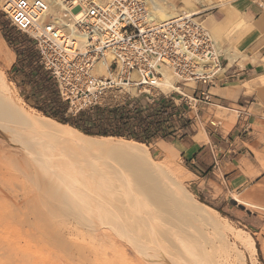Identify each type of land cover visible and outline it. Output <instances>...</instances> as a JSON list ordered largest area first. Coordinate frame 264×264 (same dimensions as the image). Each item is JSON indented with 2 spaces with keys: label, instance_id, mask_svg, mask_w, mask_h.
<instances>
[{
  "label": "bare ground",
  "instance_id": "6f19581e",
  "mask_svg": "<svg viewBox=\"0 0 264 264\" xmlns=\"http://www.w3.org/2000/svg\"><path fill=\"white\" fill-rule=\"evenodd\" d=\"M160 1L167 4L169 0ZM168 6L175 12L174 4L170 3ZM155 10L158 12L157 15L154 13L159 21L172 17V14L168 15L167 10L162 7ZM243 26L245 23L239 21L237 28ZM216 43L223 55L232 58L231 50L230 53L222 50L220 44ZM2 47L7 48L6 51L8 50L10 55L6 56ZM14 59L15 54L8 49L5 40L0 36V63L3 65L0 67V144L14 148L15 152H8L14 160L22 153L26 160L35 165L40 188L46 197L51 198L53 207L74 213L84 221L98 219L108 222V230L103 229L102 237L107 241L112 238L114 231V234H120L123 240L134 248L129 260L133 264H220V261L214 258L208 260L211 254L208 250L202 252L207 255L206 261L202 262L200 253H193L186 242H178L182 239L177 234L180 225L200 230L205 228L206 235L218 236L222 248L224 246L230 250L242 262L245 257L239 251L240 247L243 252L249 254L251 260H257V248L253 238L242 230L233 231L228 224L224 225L223 221L226 219L216 210L193 202L189 191L182 192L176 188V180L165 175L163 178L150 162L149 152L144 145L134 141L125 142L124 139L89 137L70 126L62 125L43 115H36L35 110L26 109L3 74V69L10 68ZM97 71L107 78L110 76L106 66H98ZM189 85L194 87L193 83ZM158 88L161 90L158 93L162 94L178 90L170 76H167L164 82L151 86L150 90L143 93L153 95V91ZM72 105L76 110L80 107L77 101ZM233 124L235 120L228 125ZM18 138L27 141L23 142ZM196 138L198 141L202 139L200 136ZM50 145L57 146L59 154L62 151L68 152L69 155L77 152L79 161L63 162L59 158L56 159L55 151ZM111 156L141 160L152 172L149 175L136 171L123 174L122 171L113 170L107 162ZM164 173L168 176L170 174L165 171ZM236 201L247 207H255L239 198H236ZM171 216L178 217V222L172 220ZM227 232L230 234L226 235ZM229 235L233 238V243L229 241Z\"/></svg>",
  "mask_w": 264,
  "mask_h": 264
},
{
  "label": "rangeland",
  "instance_id": "374dc122",
  "mask_svg": "<svg viewBox=\"0 0 264 264\" xmlns=\"http://www.w3.org/2000/svg\"><path fill=\"white\" fill-rule=\"evenodd\" d=\"M1 1L2 0H0V3ZM232 1L234 0H169L166 4L160 0H146V2L153 7L152 11L155 12L156 15L158 12L155 8L158 9L159 7L166 9V13L168 15L172 14V16L179 12L181 8L191 13H196V18L203 24L213 40L218 42L223 48L234 50L238 61H240L243 57V48L242 41H239L238 38L244 30L236 32L234 26L227 23L225 17L229 7L223 6L224 4L232 3ZM154 2L156 4H154ZM169 2L176 6L175 12L169 9ZM216 6L219 7V9H215ZM216 19L223 20V22L221 24H216L214 22ZM0 25H3L4 34L11 33L14 36L18 34L32 41L33 48L37 52L34 41L27 35L18 33L14 28L10 27L1 13ZM3 33L0 31V36L2 38ZM5 43L8 49L16 56V53L6 40ZM2 49L6 56L10 55L7 52L8 50L6 51L7 48L5 49V47H2ZM2 66L3 65L0 63V67ZM9 69L10 68H4L3 74L8 83L15 89L16 96L22 101L26 109L31 111L35 110L36 115H43L26 102V96H23V94L26 93L24 87L19 88L17 86L19 78L15 76V74H12ZM187 87H192V85L188 84L186 88ZM159 91L161 90L158 88L155 92L153 91V94L155 95ZM134 93L135 91L131 92L133 98L130 101L133 105H136V107L145 110L146 107L150 105L151 101L147 99V95H138ZM185 93L188 94L187 92ZM168 94L169 93L165 95ZM174 96L180 99L177 95ZM189 96H192V94ZM160 97L162 98L163 95L160 94ZM124 103L126 104V102ZM183 108L186 110L188 109L186 106H183ZM205 108H208V110L205 111L207 112L208 122L215 121L216 123H221L223 127L227 129L231 121H236V113L226 111L220 106H205ZM203 113L204 111L198 109V116L201 117ZM69 114H77L75 106L71 107L70 105ZM192 116L196 119L195 113ZM185 124L188 127L187 135L200 136L203 139L199 140L202 142L201 144H206L208 142V130L202 119L198 124L186 119L177 121L171 120L167 123V127L170 128L173 127V125L181 127ZM180 135L181 133H179V136ZM185 137L187 136L185 135ZM195 140L199 142L197 138ZM20 141L25 142L27 140L20 139ZM123 141L129 142L132 140L124 139ZM142 145L147 148L150 162L163 178H165L163 176L165 175L168 178L176 180L178 184L176 188L180 189L182 192L189 191L192 194L193 202L196 201L216 210L222 218L226 219V221H223V224H228V227L233 231L242 230L249 234L255 241L257 260H251L250 256L248 257L249 254L243 252V249H240V247L239 251L242 252L245 257V261L242 262V260L230 250L224 248V246L222 248L217 238L218 236L215 234L206 235L205 228L200 230L194 229L193 227L187 228L179 224L181 230L179 229L177 234L181 236L182 239L178 240V242H186L187 244H185L191 247L193 253H200L202 262H205L207 259L206 253L202 252H207L208 250L211 253L208 256V260L214 258L219 260L220 264H264V206L259 202L256 194L250 193V195L248 193L246 196V194L238 195L236 192L229 193L223 186L212 181H200L201 193L197 194L195 188L189 185V181L193 180L194 177L189 173L188 164L184 152L179 146L177 137L173 136L168 140L156 138L150 141L148 146L145 144ZM50 147L55 151L54 154L56 159L59 158L63 162L79 161V154L77 152L69 155L68 152L62 151V153L59 154V152H57V146L50 145ZM3 149L6 150L4 151ZM12 151L15 152L14 148L0 144V264H133V262L129 260L132 258L130 256L133 255L134 248L131 247L128 242H125L120 234H114V231L112 238L107 241L102 237L103 229L105 228L108 230V222L105 220L99 221L98 219L88 221L86 219L84 221L74 213L68 211L64 212L59 208L57 209V207H53L51 198L46 197L43 190L40 188L41 183L36 178L35 165L31 161L26 160L23 156L24 154L20 152V156H16L15 159L17 160H14L13 156H11L10 153L8 154V152ZM107 162L110 163L113 170H118V172L122 171L123 174L136 171L142 175H149L152 172V169L146 167L141 160L111 156V159L107 160ZM162 167H164V170L161 169ZM130 168L131 170L129 171ZM164 171L167 174L170 173L169 176L166 175ZM166 181L168 182L169 179ZM173 188H175V186ZM236 198L250 204L252 203L255 207L252 208L240 204L236 201ZM248 199L250 201H248ZM251 213L260 216V218L256 220V223L261 224L257 230H253L251 226H249L250 224L244 222V218L245 220H252ZM178 219V217H173L172 220L178 222ZM228 234L230 233L227 232L226 235ZM201 237L204 238L201 239ZM197 241L199 244L196 243ZM229 241L231 243L234 242L230 235ZM188 242L190 243L188 244ZM204 242H206V244H204ZM198 249H200V251Z\"/></svg>",
  "mask_w": 264,
  "mask_h": 264
},
{
  "label": "built area",
  "instance_id": "2783aa9c",
  "mask_svg": "<svg viewBox=\"0 0 264 264\" xmlns=\"http://www.w3.org/2000/svg\"><path fill=\"white\" fill-rule=\"evenodd\" d=\"M0 13L34 41L61 98L71 107L79 102L76 113L123 106L133 91L150 104L161 94L179 108L197 109L213 104L211 90L229 81V61L197 15L183 8L159 21L146 0H3ZM167 76L177 91L143 93ZM189 83L192 96L185 93Z\"/></svg>",
  "mask_w": 264,
  "mask_h": 264
},
{
  "label": "crops",
  "instance_id": "0c3cea01",
  "mask_svg": "<svg viewBox=\"0 0 264 264\" xmlns=\"http://www.w3.org/2000/svg\"><path fill=\"white\" fill-rule=\"evenodd\" d=\"M264 0H234L224 4L229 10L225 20L234 26L236 32L243 31L238 38L242 41V59L238 61L234 50L223 48L232 58L226 68L228 84L211 90L213 104L231 113H236L235 124L224 128L223 124L207 121L208 108L197 109L180 107L174 120H189L197 124L204 121L208 130V142L201 144L195 139L197 135H187V128L173 125L174 137L186 158L189 173L194 177L189 185L201 193L200 181L215 182L229 193L238 195L254 193L264 206ZM219 9V7H215ZM240 19V20H239ZM239 21L245 26L237 28ZM216 24L223 20H214ZM258 22V23H257ZM260 30V31H259ZM263 30V32H261ZM239 34V33H238ZM229 50V51H228ZM17 61L10 67V72ZM188 95L193 90L187 87ZM177 106L179 103L177 102ZM198 109L204 111L198 116ZM196 114V119L192 116ZM229 118V117H228ZM179 133L181 135L179 136ZM185 135L187 137H185ZM250 215V214H249ZM248 215V216H249ZM250 224L254 230L260 227L256 220L258 214L251 213ZM255 230V231H256Z\"/></svg>",
  "mask_w": 264,
  "mask_h": 264
},
{
  "label": "trees",
  "instance_id": "16d2710c",
  "mask_svg": "<svg viewBox=\"0 0 264 264\" xmlns=\"http://www.w3.org/2000/svg\"><path fill=\"white\" fill-rule=\"evenodd\" d=\"M0 31L4 32L3 25H0ZM3 38L17 56L11 70L19 78L17 86L24 87L26 102L45 117L89 137L132 140L147 146L153 139L168 140L174 136L175 131H172V127H167V123L174 120V115L177 116L180 108L163 97L145 110L129 101L124 106L115 108L96 107L75 115L69 114L70 104L61 98L57 83L40 65L39 54L33 48V42L11 33H3ZM181 128H187V125H182Z\"/></svg>",
  "mask_w": 264,
  "mask_h": 264
}]
</instances>
